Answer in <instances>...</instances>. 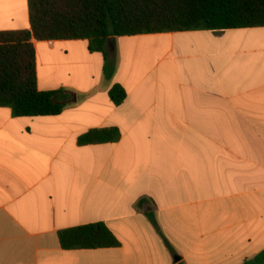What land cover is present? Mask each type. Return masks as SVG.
I'll return each mask as SVG.
<instances>
[{
  "label": "crops",
  "instance_id": "obj_1",
  "mask_svg": "<svg viewBox=\"0 0 264 264\" xmlns=\"http://www.w3.org/2000/svg\"><path fill=\"white\" fill-rule=\"evenodd\" d=\"M28 29L27 0H0V32ZM33 44L39 91L69 104L0 108V264H244L264 251V27L110 38L104 54ZM106 128L120 139L77 144ZM93 224L119 246L61 248L59 232Z\"/></svg>",
  "mask_w": 264,
  "mask_h": 264
},
{
  "label": "trees",
  "instance_id": "obj_2",
  "mask_svg": "<svg viewBox=\"0 0 264 264\" xmlns=\"http://www.w3.org/2000/svg\"><path fill=\"white\" fill-rule=\"evenodd\" d=\"M29 29L0 32V108L13 117L60 115L69 103H58L64 90L43 92L37 86L33 41L88 42L90 53L104 54L110 38L139 35L226 31L264 27V0H27ZM113 67L105 64L107 79ZM111 102L118 106L125 91L114 85ZM117 128L94 129L77 139L79 146L115 143ZM63 250H95L119 246L103 225L58 233ZM244 264H264V251Z\"/></svg>",
  "mask_w": 264,
  "mask_h": 264
}]
</instances>
